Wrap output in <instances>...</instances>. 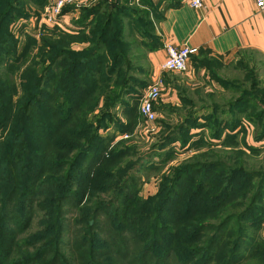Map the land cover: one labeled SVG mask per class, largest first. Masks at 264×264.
<instances>
[{
  "label": "trees",
  "instance_id": "16d2710c",
  "mask_svg": "<svg viewBox=\"0 0 264 264\" xmlns=\"http://www.w3.org/2000/svg\"><path fill=\"white\" fill-rule=\"evenodd\" d=\"M23 1L39 5L46 0H0V52L5 53V57L9 56L10 60L13 57L12 63H8L10 68L6 66L7 70L0 71V99L3 98L1 95H4L6 103V107L0 109V129L6 133L5 137H11L19 130L15 163L19 160H29L33 177L24 178L22 183L19 175L14 174L7 188L0 192V264H96L87 261L88 251L92 256L105 258L102 264H113L112 259L122 264H165L163 256L156 251L159 250L157 247L163 242L167 246L176 232L184 234L188 239L192 235L196 237L190 241L198 242L199 237L201 238L200 244L191 246L190 250L181 249L180 252L174 248L165 252L170 256L173 251L180 255L178 259L175 255L174 258L182 264H264V242L249 237V226L256 228L258 223L255 216L264 211V170L250 168L244 165L243 160L227 164L226 160L217 155H213V161L208 164H203L207 161H193L168 181L153 200H146L141 207L138 197L140 177H137L142 169L141 161L137 169H129L126 164L125 169L117 171L116 177L112 175L108 178L112 161L107 159L110 155L114 157L112 149L108 148L114 142L113 134H118L119 131L110 130L113 135L111 138L110 135L101 137L100 130L108 128L105 124L107 122L113 123L118 129L121 128L122 123L118 125L120 119L115 116L114 111L122 104L124 97L136 96L137 100H133L138 101L139 96L137 97L135 88H138L139 83L134 79L142 72L138 61L143 58L147 63V54L162 47L160 36L149 33L153 27L152 22L160 23L164 12L180 6V0H141L143 8L140 10L130 8L127 0H124L125 4H121V0H98L90 7L80 8L81 18L73 22L74 27L68 29L53 24L60 30V37L70 39L68 44L79 40L88 46L81 52L69 51L68 44H61L54 49L51 64L43 72L49 71L60 60L64 61L65 66L47 80L51 88L53 87L54 94L62 90L60 99H54L53 95L43 89L44 81L41 76L35 77L33 73H28V70L21 74L22 79L25 76L31 79L28 85L20 84L26 96H23L22 101L28 97L29 99L20 104L17 115L19 114L21 119L18 121L19 125L14 124L11 133L12 127L8 120L12 117L9 108L13 107L12 95L16 91L15 72L28 57V53L16 57L17 51L8 37L7 27L15 17H21L15 6ZM107 6V12L102 13ZM73 10V7H66L62 14ZM147 18H151L152 22ZM126 20L130 22L132 32L128 33V38L125 39L123 23ZM9 43L12 44L11 51L5 49ZM207 56V53L199 52L197 56L192 55L190 58L195 67L205 68L209 84L224 83L209 65ZM57 85H60L59 90H56ZM253 85L254 91L245 92L222 84L220 86L224 91L236 92L238 95L230 101L220 102L216 98L219 93L210 91L208 102L212 103L207 107L201 105L197 108V105L190 104L188 100L183 102V97L188 93L187 88H178L177 107L185 104L191 110L181 116L182 122L168 130L152 148H163L176 143L182 146L185 140L192 139L190 133L193 130L211 127L213 141L208 140L206 146L209 148L210 144L212 147H218L222 142L223 147L220 150L228 152V140L222 141L220 137L222 134H227V139L229 135L235 136L230 131H221L231 110L251 103L253 107L257 105L260 109L259 114L252 119L259 126L260 122L264 121V92L261 93V88L257 90L255 81ZM193 90L197 94H203L200 87ZM256 91L260 94H256ZM170 106L155 105L154 111L166 116L176 115L172 112L175 109L168 111ZM49 107L52 108V114ZM96 110L98 113L94 115ZM30 113L34 115L33 118H40L36 120L42 124L38 125L42 140L47 141L50 146L54 144V152L47 149L44 152L38 147L42 141L38 142L34 134L28 136L27 123ZM15 116L16 114L13 118H16ZM49 118L54 124L46 121ZM230 120L232 123L229 129L234 131L238 128L240 120L235 116ZM262 130L263 135L256 141L258 143L263 141L264 127ZM3 138L4 134L0 135V141ZM245 147L254 154L260 151L246 143ZM99 148V159L89 170L88 186L81 195L74 194L71 187L84 161L94 152L96 155ZM0 150L6 151L7 157L9 146L3 145ZM3 151H0V171L7 175L9 170L5 168ZM107 152L109 157L104 160ZM235 152L244 154V151L240 150ZM156 154L157 152H153L151 155ZM232 157L234 154H231L229 159ZM144 159L147 162L146 157ZM51 168L55 175L52 176L51 173L45 177L44 174ZM150 168L157 169L154 165ZM101 185L105 188H100ZM207 189L209 193L205 194ZM111 190L114 192L111 199L105 196L103 200L94 201L89 196L96 191L109 195ZM158 201V207L152 209V205ZM21 208L22 213H19ZM110 208L115 211L112 215L113 225L117 226L115 230L106 229L99 223L100 218H109L107 213L103 212ZM67 210L73 213H67ZM156 213L158 218L155 220ZM171 213L181 215L170 223L162 222L164 218L169 219L168 215H172ZM212 213L217 217L210 218L211 222L201 226L191 225L195 223L191 218L205 217ZM34 220H38L37 224L49 222L52 225L37 230L35 235H27ZM149 222H153L155 235L150 239L142 238L138 244L145 242L140 252L130 253L129 246L132 244L129 245L128 238L123 237V234L139 229L147 232V237L149 232L145 228ZM66 233L75 237L71 240L70 253L62 251L63 247L68 245ZM101 233H106L107 240L103 242L104 251L99 252L93 243ZM46 235L48 237H45ZM27 236L30 237L27 239ZM180 240L183 242V239ZM137 246L134 245L136 250L140 248ZM68 255H72V258Z\"/></svg>",
  "mask_w": 264,
  "mask_h": 264
},
{
  "label": "rangeland",
  "instance_id": "374dc122",
  "mask_svg": "<svg viewBox=\"0 0 264 264\" xmlns=\"http://www.w3.org/2000/svg\"><path fill=\"white\" fill-rule=\"evenodd\" d=\"M58 0H46L45 2L41 4H33L28 1H23L22 3H19L18 6L16 5L15 10L21 15V17H15L11 23L9 24L8 28V37L13 43V48L16 53V57L21 56L25 53H28V57L25 59L23 63L19 66V68L16 70L15 75H16V91H14L12 98L13 102L11 106H13L10 109V113L12 117L10 118L9 125L12 127L11 133L14 128V124H18V121L21 119L18 113V109L20 107V104L23 102L25 103L29 97L25 100L22 101L23 96V89L21 88V85H28L30 80L28 76H25V78H21V74L28 70V73H33L36 76H41V79L44 81L43 83V89L49 93L50 95H53L54 99H60L62 90L58 93L54 94L53 87L51 88V84L47 82L48 78L56 73L58 70L63 68L65 66V63L63 60H60L59 63L54 65L49 71L43 72L44 69H46L50 64H51V56L53 54V51L55 48L60 46L61 44H65V46L68 44L67 41H70V39L67 38H62L59 36L58 29L55 28V26L47 24L46 22V17L49 15V13L52 11L54 6L56 5ZM98 0H84L81 5L78 7L73 6V5H66L63 7H73L75 10L72 12H67L68 15H71L73 13L72 18H70V27L66 25V21H63V17L66 14H62L61 12V20H60V26L64 28L70 29L71 26H73V22L79 20L80 17V8L84 7H90L94 3H96ZM128 5L130 8L135 7L137 10H140L143 8L141 6L140 1L141 0H127ZM121 4H125L124 0H121ZM62 9V11H63ZM108 9L107 7H104L102 10V13H106ZM150 20L149 18H147ZM69 20V19H67ZM152 22V20H150ZM130 22L127 20L124 21L123 26H124V33H123V38L125 37L128 38V33L132 32V26H129ZM153 27L150 28L149 33L150 34H155L156 36L159 35V28L158 22H152ZM74 27V26H73ZM134 31V29H133ZM126 41V40H125ZM132 39L129 40L131 42ZM128 42V41H127ZM48 45V46H47ZM88 44L82 43L81 41L77 40V42H70L68 44V50L73 51V52H81L84 49H86ZM12 44H6L5 49H9L8 51H11ZM209 60V65L211 68H213L216 72V74L221 78V81L224 82L222 84L226 85H231L232 87H235L237 89L249 91L253 90V81H255V85L258 87L257 90L261 88V93L263 94L264 92V58L261 56H258L257 54L254 53H249V52H239L236 55H226V56H215L209 54L208 56ZM13 60V57H11ZM190 59V58H189ZM12 60H10L9 56L5 57V53L3 54L0 52V71H4L3 69H6V66L10 65L8 63H12ZM189 61V60H188ZM19 62V61H18ZM17 62V63H18ZM139 65L142 67V72L138 73V75L135 76L134 79L137 80L139 84H137L138 88H135L136 93L138 94L137 97L139 96L140 98L142 97V94L144 91L147 89V87L151 84L154 83V81L157 78H153V74L151 73V70L149 66H147V63H145V60L142 58L141 60L139 59ZM137 62V63H138ZM16 63V64H17ZM61 66V67H60ZM240 68V69H239ZM204 71L205 68L203 69ZM253 72V73H251ZM167 73V72H165ZM169 73V80L171 82H179L180 85L182 83H185L186 77L185 73H173V72H168ZM250 73V75H249ZM254 76H253V75ZM208 76V75H207ZM254 77V78H253ZM254 79V80H253ZM208 80V78H207ZM21 84V85H20ZM220 82L217 83H211L209 84L208 82L202 83L200 86V89H203V94L201 95L200 93L194 92V90L187 88V92L183 97L184 101H189L190 104L197 105L198 106H206L211 104L212 102H208V93L210 91H216L219 93V96L216 98L220 102H227L230 101L231 99L235 98L238 93L236 92H231V91H224L223 87ZM141 85V86H140ZM60 85H57L56 90H59ZM113 87V86H111ZM163 84H162V77H161V95L157 102L154 104V106L158 105H164V106H169L171 104H165L162 99V94H164V89H162ZM50 91V92H49ZM254 91V90H253ZM256 94H260L258 91H256ZM205 94V95H204ZM261 96V95H260ZM3 97L0 99V109L6 107V103H4V95H1ZM26 97V96H25ZM138 97V101L134 102L133 99L137 100L136 96L131 97L126 96L123 98V102L121 105L117 106L115 109L114 113L115 116L120 119V123L118 125H121V130L116 128V125L113 123H105L107 124V129L105 130H100L101 137H111L113 138V135H115L114 142L112 145L108 148L111 150V153H114V157L112 158V155H110L107 152V155L105 156L104 160L107 159L108 161H112L111 167L112 169L109 170V177L112 175L116 177L117 171L119 169H125L126 164H128L129 169H137L140 165L141 161V167L142 169L138 172L137 177H140V182H139V193L138 197L141 200V203L139 207L144 205V202L148 200H153L159 193L160 189L163 188L165 185L168 184V181L170 182L174 177L177 176L178 172L183 169V167L188 164L192 163L193 161H207L203 164H208L210 163L213 158V155H217L221 157V159L226 160V163L231 164V163H239L241 160H243L244 165H247L250 168H254L257 171H263L264 170V136L262 138V142H256L260 137L263 135V127H264V121L260 122V126L257 125V123L254 121L255 115L259 114V107L256 105L253 107L251 103L244 104V106H241L237 109L231 110V113L229 114L228 120L224 122V127L221 129V131L228 133L230 131L233 133V135H229L227 139V134H222L220 137V140L223 141V139L228 140L227 141V147L226 149L228 152H222L223 150H220L222 146V142L218 147H212L209 144L206 146L207 141L209 142L213 139V130L211 127L205 128L203 130H193L190 135L193 136L190 141H186L183 143L181 146L180 143L174 144H168L163 148H152L156 143H159L161 138L166 135L168 130H171L175 128L177 125H179L182 121V117L184 116L186 112L190 111L191 109L185 106L183 104L181 107H177V105H171L168 108L169 110H173L172 112H175L173 116H166L165 114H159L157 112V117L156 121L154 122V131L152 133H146V130L151 127L150 125H147L143 119V117L140 115V98ZM256 97H259L256 95ZM262 97V96H261ZM264 98V97H263ZM262 98V100H263ZM208 105V106H209ZM252 107V108H251ZM28 109L31 110V107ZM51 109V114H52V108ZM31 112V111H30ZM98 113V110L94 112V115ZM16 114V118H13V115ZM31 115L28 120L29 123H27V128H28V136L35 135L39 141H42L38 147L43 150L44 152L47 150L54 152V144L50 146L47 141H43L42 139V132L41 129H38V125L41 126L42 124L40 121H37L36 119L40 118H33V114L30 113ZM235 116L240 120V123L238 125V128L234 131H231L229 129V125L232 123L231 117ZM178 118L180 119L178 121ZM27 121V120H26ZM47 122L54 124L53 122H50V118L46 120ZM42 122V121H41ZM19 125V124H18ZM57 125V122H56ZM36 127V128H33ZM227 128V129H225ZM116 130L119 131L118 134H110V130ZM123 131V132H121ZM19 130L15 132V134L11 137H8V135L5 137V134L1 129H0V135L4 134V138L0 141V148L5 145L6 147L9 146V150L7 153L6 157V151L4 152L5 157V168L9 170L8 174L5 175L4 173L0 171V192L3 191L4 189L7 188L8 182L10 183V180L14 174L19 175V180L23 183L24 178H31L32 172L29 166L31 165V162L27 159L25 160H19L17 163H15V157L17 155L16 150H17V142H19V137L17 136ZM32 132V133H31ZM262 133V134H261ZM47 134V131L45 132ZM107 135V136H106ZM127 136V138H123V136ZM226 137V138H225ZM201 141V142H200ZM70 143H75L73 141H70ZM245 143L249 146H254L255 148L259 149L258 154H254L249 151L245 147ZM219 150H217V149ZM244 151V154L242 153H237L234 151ZM99 151L95 152L94 154L88 156V159L84 161L83 166L81 171L79 172L78 176H76V180L72 184V191L76 195H81L82 192L85 190V188L88 186L89 182V170L91 167L98 161L99 159ZM175 151V152H173ZM2 152V154H3ZM153 152H157L156 156H152L151 154ZM231 154H234V157L229 159ZM151 155V156H150ZM2 156V155H1ZM64 157V156H63ZM146 161L145 162V158ZM145 162V164H144ZM154 165L157 169H151L150 167ZM144 166V167H143ZM2 169H4L2 167ZM52 171V172H51ZM133 171V170H132ZM52 173V176L55 175L53 172L52 168L51 170L48 169L47 172L44 174L45 177L50 175ZM100 188H105L104 185H101ZM209 193V189L205 190V194ZM46 195V192L45 194ZM90 198L96 200H100L104 198L105 196L109 197L108 199H111L114 196L113 190L110 191L109 195L104 194L102 192L96 191L92 195L89 194ZM103 200V199H102ZM159 205V201L156 202L155 204L152 205V209H156ZM264 210V209H263ZM51 211V210H50ZM114 208L106 209V212L108 215V219L106 220L105 218H100L99 223H101L102 227H106V229H116L117 226L114 227L112 218H113V213H114ZM19 213H22V208L19 210ZM67 213H73L70 210H67ZM172 215H168L169 219H162V222L164 223H170L172 220L175 218L179 217L181 213H171ZM217 216L215 213H212L209 216L205 217H198L195 216L191 218V221H195V223L191 225L195 226H201L204 223H209L211 222L210 218L215 219ZM257 217L255 220L258 223V226L256 228H250L249 226V237L251 238H256L257 240H261L264 242V211H262V214L256 215ZM158 218V214L156 213L155 215V220ZM38 220H34L33 226L29 229V231L26 233L27 235L30 233H37V230H42L45 229L47 225H52L51 223L47 222L45 224H38L36 223ZM188 221V220H187ZM154 222V221H153ZM153 222H149L147 227L145 229L148 230L149 235L146 237L145 234L147 232H144L143 230L139 229H133L130 230L128 229V233H124L123 237H127L129 240V246L130 247V253H138L142 249V245L145 241H142L138 244V242L142 238L150 239L152 236L155 234L153 227ZM189 221L187 222V224ZM213 223H216L213 221ZM135 224V223H134ZM133 224V225H134ZM217 224V223H216ZM171 228V227H170ZM36 231V232H35ZM173 231V230H172ZM175 232V231H173ZM67 234V233H66ZM65 234V235H66ZM204 235V234H203ZM210 235V234H209ZM206 236V235H205ZM25 235L23 236V238ZM30 236H27V239ZM45 237H48L47 235ZM66 239L68 242V245H65L63 247L62 251H66V253H70L69 248L71 247V240L75 239V237L71 234H67ZM203 237V236H202ZM250 238V239H251ZM105 239L107 240L106 233L103 234H98L96 236V239H94L93 246L97 248L96 250H99V252L104 251V243ZM183 242H180L181 240ZM191 239H196L193 235L188 239L185 238L184 234L180 235V233H175L173 239L169 242L167 246H165L164 242L162 244L158 245V249L156 250L159 255L163 256V261L165 264H182L177 260L180 255L176 254L173 251L172 256L170 254H165L166 251L168 250H174V248L179 249L181 252L182 250H190L192 249L191 246H196L198 243L200 244L201 238L199 237V241L195 242L190 241ZM203 239V238H202ZM181 243V245H180ZM249 243V242H248ZM138 245L140 248L138 250L135 249L134 245ZM250 244H252L250 240ZM137 246V247H138ZM165 254V255H164ZM175 255V259L174 258ZM69 257L72 258V255H68ZM103 257H96L90 255V251H88L87 255V261L91 263L93 261L96 264H102L105 262V258ZM112 259V258H111ZM114 262L113 264H122L121 262H117L112 259ZM198 262V260H197ZM194 263V262H193ZM191 263V264H193ZM198 264V263H196Z\"/></svg>",
  "mask_w": 264,
  "mask_h": 264
},
{
  "label": "crops",
  "instance_id": "0c3cea01",
  "mask_svg": "<svg viewBox=\"0 0 264 264\" xmlns=\"http://www.w3.org/2000/svg\"><path fill=\"white\" fill-rule=\"evenodd\" d=\"M203 4L200 10L184 4L167 9L158 25L162 47L146 56L153 78L162 77L165 104L179 105L178 88L193 90L208 81L207 71L195 67L190 58L184 72L185 83H172L169 73L161 70L166 59V44L196 48L197 54L226 56L249 52L264 58V10L257 11L253 0H203ZM73 16L67 13L63 17L68 27Z\"/></svg>",
  "mask_w": 264,
  "mask_h": 264
},
{
  "label": "built area",
  "instance_id": "2783aa9c",
  "mask_svg": "<svg viewBox=\"0 0 264 264\" xmlns=\"http://www.w3.org/2000/svg\"><path fill=\"white\" fill-rule=\"evenodd\" d=\"M84 0H58L52 11L46 17L47 24H56L60 26L61 12L64 6L73 5L78 7ZM254 7L257 11L264 10V0H253ZM180 4L187 5L193 10L203 9V0H180ZM166 59L162 64L161 70L164 72L183 73L187 70L188 60L190 56L197 54L196 48L187 46L176 48L173 45L166 44L164 47ZM161 95V78H157L153 84L149 85L140 98V115L145 123L150 125L146 133H152L157 113L154 111V104ZM127 138V136H123Z\"/></svg>",
  "mask_w": 264,
  "mask_h": 264
}]
</instances>
